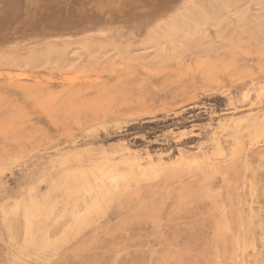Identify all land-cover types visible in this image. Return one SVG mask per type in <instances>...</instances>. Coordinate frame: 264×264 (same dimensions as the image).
I'll return each instance as SVG.
<instances>
[{"label":"rangeland","instance_id":"obj_1","mask_svg":"<svg viewBox=\"0 0 264 264\" xmlns=\"http://www.w3.org/2000/svg\"><path fill=\"white\" fill-rule=\"evenodd\" d=\"M125 1L0 0V264H264V0Z\"/></svg>","mask_w":264,"mask_h":264},{"label":"bare ground","instance_id":"obj_2","mask_svg":"<svg viewBox=\"0 0 264 264\" xmlns=\"http://www.w3.org/2000/svg\"><path fill=\"white\" fill-rule=\"evenodd\" d=\"M161 0H127V1H125L124 3L125 4H130L131 3V6H132V4H134V5H137V6H140V7H142V9L143 8H148V7H151V6H154L155 4H157L158 2H160ZM162 1H165V0H162ZM175 1V0H174ZM171 2H173V1H171ZM182 2V1H181ZM127 6H129V5H126V7ZM156 7V6H155ZM161 7V6H160ZM174 7V6H173ZM166 8V7H165ZM170 8H172V7H170ZM129 9H130V7H129ZM102 10V9H101ZM117 10V9H116ZM124 10V9H123ZM137 10V9H136ZM155 10H156V8H155ZM154 10V11H155ZM157 10H159V9H157ZM113 11H115V9L113 10ZM121 11H122V9H121ZM120 11V12H121ZM151 11H153V10H151ZM109 12H110V10H109ZM119 12V15L121 16V13ZM132 12V11H131ZM157 12H160V11H157ZM167 12V11H166ZM197 12V11H196ZM104 13H105V10H104ZM103 13V14H104ZM111 13V12H110ZM148 13H149V11H148ZM153 13V12H152ZM106 15H107V12L105 13ZM104 14V15H105ZM117 14V13H116ZM116 14H114L113 16H114V18H115V16H116ZM150 14V13H149ZM154 14V13H153ZM159 14V13H158ZM185 14V13H184ZM188 14V16L185 18H183L182 19V21L179 23V24H177V25H172L171 27H169V28H166V26L165 27H163L166 31L165 32H159V33H162L163 35H168V33H173V32H177L179 29H181V28H183V27H185L186 25H189L190 23H192L193 21H194V23H195V20H197V13H195V12H191L190 14L189 13H187ZM186 14V15H187ZM109 15V14H108ZM110 15H112V13L110 14ZM151 15V14H150ZM112 16V17H113ZM120 16L118 17H116V18H120ZM174 16V15H173ZM179 16V15H178ZM178 16H175V17H178ZM181 17H182V14L180 15ZM110 17V16H109ZM123 17H124V15H123ZM127 17V16H126ZM154 17V16H153ZM108 18V17H107ZM114 18H111V20H113ZM122 18V17H121ZM134 18V17H133ZM16 20V21H19V19L18 18H12V21H11V23H13V22H16V21H14V20ZM110 19V18H109ZM109 19H107V20H105V21H108ZM131 19V18H130ZM138 19V18H137ZM132 20V19H131ZM181 20V19H180ZM121 21H122V19H121ZM171 21V20H170ZM109 22V21H108ZM114 22V21H113ZM112 22V23H113ZM116 22H117V20H116ZM172 22V21H171ZM94 23V22H93ZM111 23V24H112ZM123 23V22H122ZM168 23H169V21H168ZM96 24V23H95ZM102 24V23H101ZM104 24V23H103ZM108 24H110V22L108 23ZM97 25V24H96ZM105 25V24H104ZM98 26V25H97ZM169 26V25H168ZM96 27V26H95ZM97 28V27H96ZM132 28V27H131ZM136 27H134V29H135ZM161 28V27H160ZM119 29H124V27H117V28H115L114 27V25H109V27L106 29V30H103L101 33L102 34H108V33H112V32H115L116 30H119ZM148 29V28H147ZM18 29L17 28H15L14 30H12V31H17ZM129 30V29H128ZM131 30V29H130ZM137 30V29H136ZM135 30V31H136ZM161 31V30H160ZM128 32V31H127ZM155 34H157V33H155ZM153 35V34H152ZM158 36V38H159V35H157ZM105 37V36H104ZM157 37H155V39H156ZM29 40V39H28ZM25 42V41H24ZM152 167V166H151ZM112 172V171H111ZM110 172V173H111ZM95 173V172H94ZM123 176V175H122ZM126 176V175H125ZM85 177V176H84ZM107 177H109V176H107ZM117 178H120L119 176L117 177ZM126 178H128V177H126ZM86 179V178H85ZM99 179V178H98ZM116 179V178H115ZM127 180V179H126ZM89 190V189H88Z\"/></svg>","mask_w":264,"mask_h":264}]
</instances>
